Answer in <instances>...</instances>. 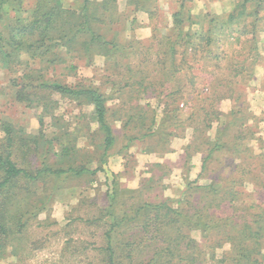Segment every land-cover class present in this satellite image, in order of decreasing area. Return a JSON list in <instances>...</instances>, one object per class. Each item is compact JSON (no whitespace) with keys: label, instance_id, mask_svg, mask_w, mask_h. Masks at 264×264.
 <instances>
[{"label":"rangeland","instance_id":"obj_1","mask_svg":"<svg viewBox=\"0 0 264 264\" xmlns=\"http://www.w3.org/2000/svg\"><path fill=\"white\" fill-rule=\"evenodd\" d=\"M262 2L257 7L247 0L243 7L241 0H150L146 12L117 0L112 23L96 24L106 40L115 38L117 50H66L59 41H40L10 58L0 53L21 60L0 62V125L13 129L11 159L31 173L44 164L96 168L91 175L41 176L28 184L20 179L7 208L12 215L16 208L24 212L26 224L20 240L0 249V264H108L102 260L107 226L134 215L111 233L115 261L157 264L166 253L161 230L145 233L137 220L144 206L135 212L134 204L191 206L207 215L206 228L184 229L200 252L195 264H221L231 248L222 232H210L216 220L227 218L231 236L244 222L254 228L264 222ZM58 3L67 12L82 6V0ZM16 6L1 11L4 35L28 19L35 0ZM178 11L181 32L173 22ZM54 81L93 86L106 96L116 142L105 158L92 105L41 86ZM17 136L38 138L35 151L28 150L33 142ZM172 259L186 264L177 255Z\"/></svg>","mask_w":264,"mask_h":264},{"label":"trees","instance_id":"obj_2","mask_svg":"<svg viewBox=\"0 0 264 264\" xmlns=\"http://www.w3.org/2000/svg\"><path fill=\"white\" fill-rule=\"evenodd\" d=\"M21 1L23 0H0V18L2 17L1 11L3 8L5 10L7 6H10L14 2L17 4L16 7H19ZM58 1L59 0H35L33 10L27 15L28 19L21 18L20 25L19 22H16L14 26H10L7 35H4L0 30V53H3V56H6L5 58H10L9 56L13 51L16 54L18 53L17 48L20 49L24 47L26 50H31L34 44L40 41H42L45 46L56 44L59 41L65 46L66 50H84L85 52H89L91 47L96 45H103L102 49L109 51L119 48V43L115 38L106 40L96 27V24H101L103 22H105V25L112 23V20H114V11H116L117 8V0H102L100 3H97V5H93L94 2L91 0H82L81 10L78 13L72 10L68 12L65 11ZM244 2L247 3V0H241L243 7ZM253 2L257 7H261L263 3L262 0H253ZM125 3L126 6L134 10L141 11L142 9L143 11L149 12L148 10L151 9L150 0H125ZM251 6L253 9L254 5L251 4ZM254 11L255 15H257L258 9ZM106 13L108 16L105 15ZM183 17L184 16H182L179 11L173 14V22L177 26L174 28L179 32H181L182 27L178 26L184 23ZM35 30L39 31V37H34L32 35ZM24 34H31L30 39L25 36L23 37ZM210 40L211 39L208 38V41ZM173 49L174 44L171 46L172 51ZM16 54L12 61L0 57V62L7 66L11 63L17 65L21 60ZM41 86L51 90L53 89L61 94L86 100V102L92 105V114L98 125V131L102 136L101 144L103 152L101 157L105 158V156H107V151H109L116 142L115 134L106 118L108 109L106 96L93 86L73 87L55 81L42 83ZM0 130L4 132L1 137H4V139L6 138V140L0 139V149H3V152L0 151V249H4L10 242L15 241L13 238L20 240V235L26 224V220L23 221L24 212H20L19 208H16V212L12 215L7 208L10 191L21 186L19 184L20 179L27 180L25 183L28 184V181L36 180L41 176H57L67 173H73L77 176L91 175L96 172V168L89 169L83 165L73 167V165L63 166L60 164H58L57 167H51L50 165L44 164L43 167H38L33 171L34 173H31L22 169L17 162L11 159L13 156L12 148L16 144L12 127L3 123L0 125ZM142 136L148 135L145 134ZM16 138L18 142H24V144H28L30 141L33 142L34 148L28 149L32 150V152L37 148L38 138L22 139L19 138V136ZM62 151H67V147H63ZM22 157L26 159V154H23ZM212 189L216 190L214 188ZM135 205L136 204L132 205L134 206L132 209L135 212H138L141 207L144 206L143 216L141 213H137L139 217L137 220L139 223L142 222V229L145 230V233H151L152 236L153 233L156 234L157 230H161L160 235L163 242L162 249L164 248L166 253L159 254L160 256H158L156 260L157 264H173L174 261L172 256L175 255L180 257L181 260H184L186 264L196 263V259L200 255V252L196 251L197 245L192 239L187 238L184 229H191L192 227L206 228L208 224L204 220L207 218V215H200V213H197L191 206L188 208L173 209L167 205V203ZM105 211L104 209V212ZM149 212L153 213V217H150ZM261 216L264 220V212ZM133 218H136L135 215L129 217L128 220L126 217H122L119 220L115 219L109 223L104 232L107 242L103 247L105 253V256L102 258L103 261L108 264H131L130 260L128 263L115 261V251L111 245V233L115 232L117 228L120 229L123 223L133 221ZM212 220H214V217H212ZM255 220L256 219L253 221ZM10 221H12V225H9ZM213 224L215 226L210 232L214 234H220L222 232V240H230L231 242V248L221 264H264V251H262L261 247L264 241V222L255 228L250 225V222H244L238 228L234 236H231L227 231V218L218 219L213 222ZM185 236L187 239L182 240ZM182 244H184V250L180 253V246ZM125 246H127V244L123 245V247ZM130 256L131 253L127 255V257Z\"/></svg>","mask_w":264,"mask_h":264}]
</instances>
